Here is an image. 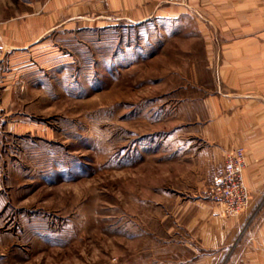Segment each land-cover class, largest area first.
Listing matches in <instances>:
<instances>
[{"label": "rangeland", "instance_id": "rangeland-1", "mask_svg": "<svg viewBox=\"0 0 264 264\" xmlns=\"http://www.w3.org/2000/svg\"><path fill=\"white\" fill-rule=\"evenodd\" d=\"M46 1L0 0L8 46ZM214 3L206 19L58 27L7 54L0 264H227L264 200L223 215L214 153L244 150L241 131L264 123L198 113L209 98L264 99V0ZM213 210L248 211L225 250L205 244L223 224Z\"/></svg>", "mask_w": 264, "mask_h": 264}, {"label": "crops", "instance_id": "crops-1", "mask_svg": "<svg viewBox=\"0 0 264 264\" xmlns=\"http://www.w3.org/2000/svg\"><path fill=\"white\" fill-rule=\"evenodd\" d=\"M229 7L228 3L227 8ZM214 9V0H47L40 10L41 13H38L36 17L32 15L22 20V23H16L18 28L14 29L11 34L14 39L10 46H8L6 33L7 24L0 22V66L1 63H5L4 60L11 50H14V53H22L20 50L17 52V49L30 47L58 27L69 30L73 27H86L91 24L108 26L119 21L141 24L152 19L176 18L194 12L202 14V18L206 19ZM231 54L229 53V56ZM241 54L239 51L234 56L240 57ZM0 89H6L5 78L1 76ZM259 101L254 98H209L203 100L202 105L200 104L205 106V109H199L198 116L260 117L264 123V99ZM245 121L248 120L245 118ZM239 135L240 138L251 137L252 139L251 142L245 140L243 143L246 161L244 183L249 191L248 202L251 205V203L264 200V124L260 131H254V134L250 133L246 126ZM206 150L197 151L196 159L202 163L208 160L206 153H209L210 160V152ZM214 154V163L219 167L220 173L214 175L211 187L219 181L224 156L223 152L216 151ZM215 212L213 217L218 218L223 224L208 228L209 231L214 230V232L212 231V236L205 244L211 250H225L234 246V239L240 236V224L247 218L248 211L234 219H224L220 216L219 210L218 213ZM188 260L191 263L198 262L197 258ZM208 262V264H215L210 258ZM227 264H264V216L258 224L249 226L243 231Z\"/></svg>", "mask_w": 264, "mask_h": 264}, {"label": "built area", "instance_id": "built-area-1", "mask_svg": "<svg viewBox=\"0 0 264 264\" xmlns=\"http://www.w3.org/2000/svg\"><path fill=\"white\" fill-rule=\"evenodd\" d=\"M245 168L244 150L233 148L222 163L219 181L210 189L211 198L222 206L225 216L239 214L248 203L249 191L244 183Z\"/></svg>", "mask_w": 264, "mask_h": 264}]
</instances>
